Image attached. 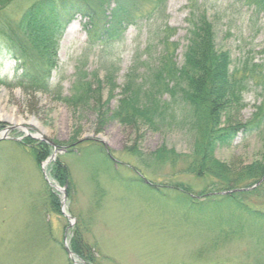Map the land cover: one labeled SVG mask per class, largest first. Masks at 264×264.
<instances>
[{
	"label": "rangeland",
	"instance_id": "rangeland-1",
	"mask_svg": "<svg viewBox=\"0 0 264 264\" xmlns=\"http://www.w3.org/2000/svg\"><path fill=\"white\" fill-rule=\"evenodd\" d=\"M124 7L135 13L112 50L88 47L80 17L56 33L58 66L49 93L31 88L18 63L0 48V264H74L66 246L78 264H264V193L205 201L199 195L210 182L184 175V161L172 166L153 157L164 148L188 155V133L110 121L99 125L97 106L68 105L55 95L58 88L61 99L71 101L78 96L79 76L94 86L105 81L106 68L116 70L119 90L107 106L106 91L102 99V109L111 112L125 76L136 60L155 58L158 35L166 28L182 63L192 7L214 23L218 48L231 54L234 67L248 59L264 71V13L254 16L236 0H167L163 18L154 24L147 18L152 9L147 0H127ZM18 12L16 6L14 16ZM263 100L262 84L249 83L235 120L248 122ZM85 140L104 142L115 163L66 153ZM25 142L36 148L46 144L44 160L38 161ZM127 150L149 160L140 162ZM263 154L264 126L239 134L214 158L241 173ZM60 163L68 173L64 182L56 174ZM181 185L192 191L180 193ZM76 234L87 260L72 250Z\"/></svg>",
	"mask_w": 264,
	"mask_h": 264
},
{
	"label": "trees",
	"instance_id": "trees-1",
	"mask_svg": "<svg viewBox=\"0 0 264 264\" xmlns=\"http://www.w3.org/2000/svg\"><path fill=\"white\" fill-rule=\"evenodd\" d=\"M125 1L0 0V48L18 63L31 88L49 93L52 73L58 66L59 43L56 33L80 17L86 21L84 26L89 32L88 47L102 46V52L112 50L120 42L125 27L131 24L130 14L135 13L131 7H124ZM147 1L152 5L147 18L154 24L158 23L163 18L167 0ZM236 1L252 8L254 16L264 13V0ZM16 6L19 12L14 16ZM191 9L182 63H178L176 57L178 44L171 42L166 28L161 37L158 35L160 41L155 58L146 59L143 64L136 60L125 76L120 99L111 112L102 109L104 92L108 93L107 106L119 87L115 79L116 70L109 68H106L105 81L97 80L95 87L79 76L74 86L78 92L77 98L71 101L61 99L58 88L56 98L68 105L97 106L99 125L110 121L133 127L141 124L154 132L176 127L188 133L192 139L188 155H179L164 148L153 157L156 161L164 157L172 166L184 161L185 167L181 171L184 175L205 180L208 184L210 182L199 195L205 201L215 197L228 200L238 196H259L264 193V182L251 191L227 196L220 194L250 189L264 179V154L261 162L244 168L241 173L219 163L214 154L217 149L230 146L239 134L248 136L264 126V100L248 122L235 120V114L244 108L243 96L248 91L249 83L260 82L264 91L263 67L248 59L240 67H234L231 54L218 48L214 23L200 8ZM25 146L33 150L38 161L44 160L48 151L46 144L36 148L25 142ZM66 150L67 154H94L108 163H115L104 145L91 140L74 142ZM127 153L140 162L149 160L130 150ZM64 169L61 163L56 165L58 181L64 182L68 178ZM138 182L146 184L144 180ZM145 186L159 192V187ZM179 188L182 194L192 191L191 187L184 185ZM84 247L76 234L72 250L87 260Z\"/></svg>",
	"mask_w": 264,
	"mask_h": 264
},
{
	"label": "water",
	"instance_id": "water-1",
	"mask_svg": "<svg viewBox=\"0 0 264 264\" xmlns=\"http://www.w3.org/2000/svg\"><path fill=\"white\" fill-rule=\"evenodd\" d=\"M43 141L45 142V143H47V144H49L50 146H52V147H54L55 149H56V146L52 143V142H50V141H48V140H46V139H43ZM103 144H104V142H102ZM105 145V144H104ZM45 179H46V181L52 186V187H54L50 182H49V179L45 176ZM264 182V179H262L256 186H254V187H252V188H250V189H247V190H237V191H232V192H226V193H222L221 195H229V194H232V193H239V192H243V191H251V190H253L254 188H256L257 186H259L260 184H262ZM147 184H148V182H146ZM56 190H60L58 187H54ZM65 215V214H64ZM66 218H68L69 219V217H67V216H65ZM65 251H66V253H67V255L69 256V258L74 262V264H78L77 263V261H75V258H74V255L71 253V251L67 248V246H66V248H65ZM83 264V263H82Z\"/></svg>",
	"mask_w": 264,
	"mask_h": 264
}]
</instances>
